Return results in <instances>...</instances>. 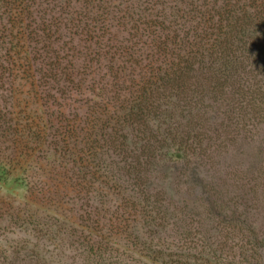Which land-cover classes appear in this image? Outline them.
<instances>
[{"label": "rangeland", "instance_id": "374dc122", "mask_svg": "<svg viewBox=\"0 0 264 264\" xmlns=\"http://www.w3.org/2000/svg\"><path fill=\"white\" fill-rule=\"evenodd\" d=\"M152 2L174 13L170 0H116L109 12L119 16V7L128 16ZM109 21L117 39L111 45L130 39ZM80 32L60 30L68 60L74 53L67 48L82 50ZM25 45L19 62L28 59L31 73L8 77L0 90V127L12 126L0 136V264L24 254L30 259L15 264H264V104L247 107L249 95L231 89L192 102L161 99L147 136L169 147L147 172L136 177L123 162L111 166L120 160L111 151L74 165L56 127L90 121L93 92H101L105 67L114 63L102 60L79 89L51 82L43 91L35 44ZM260 73L248 66L235 87L264 92ZM98 245L103 258L94 254Z\"/></svg>", "mask_w": 264, "mask_h": 264}, {"label": "trees", "instance_id": "16d2710c", "mask_svg": "<svg viewBox=\"0 0 264 264\" xmlns=\"http://www.w3.org/2000/svg\"><path fill=\"white\" fill-rule=\"evenodd\" d=\"M113 1L0 0V90L5 89L8 77L31 73L28 59L23 66L19 62V49L26 47L25 42L35 44L32 62L39 64L35 69L43 91L51 82L79 89L84 77L101 70L102 60L114 63L105 67L109 79L106 82L101 77V92H93L98 100L92 103L90 121L82 126L76 117L56 127L55 137L65 146L72 164L80 166L87 156L111 151L120 157L111 166L123 162V168L136 177L147 172L159 149L169 147L156 145L147 136L161 99L192 102L207 91L224 94L231 89L238 97L249 95L247 107L260 109L264 104V92L235 87L237 78L245 82L243 73L248 66L264 74V0H170L176 4L169 7L174 10L170 15L165 2H152L151 7L137 8L139 12L128 16L121 15L118 6L115 13L119 16H113L109 12ZM74 3L84 11H78ZM110 19L129 34L130 39L119 41V46L111 45L117 39ZM127 24L131 25L128 30ZM64 28L81 30L82 50L67 48L74 53L72 60L60 44L65 43L60 36ZM56 91L63 94L59 87ZM11 127H0V136ZM103 253L96 246L94 254L103 258ZM10 258L9 264L19 259ZM29 259L24 254L19 260Z\"/></svg>", "mask_w": 264, "mask_h": 264}, {"label": "water", "instance_id": "95a60500", "mask_svg": "<svg viewBox=\"0 0 264 264\" xmlns=\"http://www.w3.org/2000/svg\"><path fill=\"white\" fill-rule=\"evenodd\" d=\"M176 156H177V157H180V153H177Z\"/></svg>", "mask_w": 264, "mask_h": 264}]
</instances>
